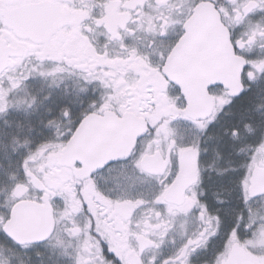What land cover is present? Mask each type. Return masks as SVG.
I'll return each instance as SVG.
<instances>
[{
  "label": "snow or ice",
  "instance_id": "obj_1",
  "mask_svg": "<svg viewBox=\"0 0 264 264\" xmlns=\"http://www.w3.org/2000/svg\"><path fill=\"white\" fill-rule=\"evenodd\" d=\"M0 264H264V0H0Z\"/></svg>",
  "mask_w": 264,
  "mask_h": 264
}]
</instances>
